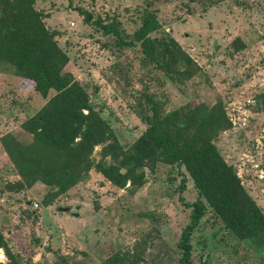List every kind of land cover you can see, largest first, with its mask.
Segmentation results:
<instances>
[{
	"label": "rangeland",
	"instance_id": "1",
	"mask_svg": "<svg viewBox=\"0 0 264 264\" xmlns=\"http://www.w3.org/2000/svg\"><path fill=\"white\" fill-rule=\"evenodd\" d=\"M35 9L68 58L61 74L85 90L117 138L118 161L150 127L154 106L161 117L184 108L182 134L190 135L221 103L230 125L214 144L264 213V0H36ZM81 9L103 24L115 20L118 33H104ZM149 16L159 25L149 33L158 61L137 35ZM171 40L190 62L172 46L173 56L165 53ZM55 93L42 96L26 76L0 64V231L17 264H110L114 256L115 264H182L178 243L192 207L180 196L204 206L191 233L192 264H264L257 244L225 227L183 165H144L141 187L112 184L95 167L106 142L94 147L84 178L45 205L48 187L26 185L2 139L10 133L32 141L22 123ZM179 171L187 177L182 192ZM8 262L0 248V264Z\"/></svg>",
	"mask_w": 264,
	"mask_h": 264
},
{
	"label": "trees",
	"instance_id": "2",
	"mask_svg": "<svg viewBox=\"0 0 264 264\" xmlns=\"http://www.w3.org/2000/svg\"><path fill=\"white\" fill-rule=\"evenodd\" d=\"M35 2L0 0V64H7L26 76L42 96H47L51 89L56 92L35 115L22 123L23 129L32 135V141L23 144L10 133L2 139L6 153L26 185L37 181L44 183L49 196L45 205H49L84 178L93 166L94 147L104 142L107 144L95 167L117 187H124L128 182L136 187L143 186L146 177L141 168L144 165L158 162L183 165L225 227L237 237L257 244L264 258V213L244 191L235 170L220 155L213 141L218 132L230 125L224 108L219 106L220 101L219 105L208 109V114L199 120L190 135L182 134L184 108H175L161 117L154 106L150 127L133 144L132 154L118 161L121 152L114 133L92 109L85 90L61 74L68 58L46 28L35 9ZM80 12L104 33H118L119 24L115 20L103 24L93 20L92 14L85 10ZM158 27L156 19L149 16L137 34L143 52L152 61H158V53L149 33ZM171 46L180 54V59L191 61L174 40L165 45V53L173 56ZM195 109L187 110L190 115L187 118ZM179 173V191L182 192L186 189L187 177ZM179 199L185 207H192L191 219L178 243L182 251L180 262L192 264L191 233L203 216L204 206L199 202L188 203L181 196ZM0 248L5 249L9 258L7 264L19 263L20 259L9 250L1 231ZM109 262L115 264L116 256Z\"/></svg>",
	"mask_w": 264,
	"mask_h": 264
},
{
	"label": "water",
	"instance_id": "3",
	"mask_svg": "<svg viewBox=\"0 0 264 264\" xmlns=\"http://www.w3.org/2000/svg\"><path fill=\"white\" fill-rule=\"evenodd\" d=\"M58 210L59 211H62V212H69L70 210H71V208L70 207H64V206H61V207H59L58 208ZM75 216H78V213L77 212H75V213H73Z\"/></svg>",
	"mask_w": 264,
	"mask_h": 264
}]
</instances>
